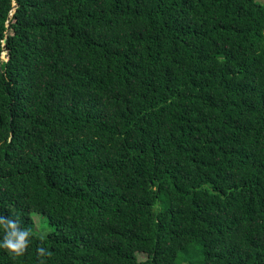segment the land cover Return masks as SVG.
Returning <instances> with one entry per match:
<instances>
[{
    "label": "trees",
    "instance_id": "1",
    "mask_svg": "<svg viewBox=\"0 0 264 264\" xmlns=\"http://www.w3.org/2000/svg\"><path fill=\"white\" fill-rule=\"evenodd\" d=\"M32 212L0 264H264V3L0 0V215Z\"/></svg>",
    "mask_w": 264,
    "mask_h": 264
},
{
    "label": "clouds",
    "instance_id": "2",
    "mask_svg": "<svg viewBox=\"0 0 264 264\" xmlns=\"http://www.w3.org/2000/svg\"><path fill=\"white\" fill-rule=\"evenodd\" d=\"M0 228L4 231L3 239L0 240V248L7 250L14 257L23 256L30 245L32 238V231L30 229L22 228L19 218L12 219L0 215ZM44 239L43 236L40 237ZM39 257L51 256L52 253L43 247L37 248ZM40 264H44L41 260Z\"/></svg>",
    "mask_w": 264,
    "mask_h": 264
},
{
    "label": "rangeland",
    "instance_id": "3",
    "mask_svg": "<svg viewBox=\"0 0 264 264\" xmlns=\"http://www.w3.org/2000/svg\"><path fill=\"white\" fill-rule=\"evenodd\" d=\"M261 3H264V0H258ZM31 218L33 221V225L30 227V230L36 234L46 235L48 232L52 230V227L48 223L47 217L39 214L37 212H32ZM138 258L143 260L145 255L142 253H138Z\"/></svg>",
    "mask_w": 264,
    "mask_h": 264
}]
</instances>
